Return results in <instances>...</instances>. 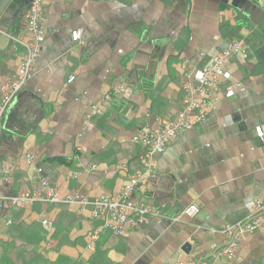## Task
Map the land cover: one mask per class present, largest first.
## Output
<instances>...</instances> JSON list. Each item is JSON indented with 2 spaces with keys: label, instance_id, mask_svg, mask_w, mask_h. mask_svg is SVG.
Instances as JSON below:
<instances>
[{
  "label": "crops",
  "instance_id": "crops-1",
  "mask_svg": "<svg viewBox=\"0 0 264 264\" xmlns=\"http://www.w3.org/2000/svg\"><path fill=\"white\" fill-rule=\"evenodd\" d=\"M30 2L0 0V96L30 35ZM43 15L40 55L0 133V167L10 169L0 176V197L38 190L42 178L63 195L116 192L145 167L133 135L183 107V73H196L236 39L246 42L248 56H231L211 93L218 99L209 121L180 132L136 192L161 215L114 234L78 204L7 203L0 208V264H179L189 256L264 264V219L239 238L232 257L212 254L214 244L228 241L213 230L264 202V133L256 132H264V0H46ZM125 82L130 95L93 113L104 92ZM191 204L199 208L193 217L184 213Z\"/></svg>",
  "mask_w": 264,
  "mask_h": 264
},
{
  "label": "built area",
  "instance_id": "built-area-1",
  "mask_svg": "<svg viewBox=\"0 0 264 264\" xmlns=\"http://www.w3.org/2000/svg\"><path fill=\"white\" fill-rule=\"evenodd\" d=\"M46 0H31L26 13V31L29 37L21 41L24 51L15 74L1 87L0 96V133L4 127L7 110L16 100L27 80L32 76L34 65L40 55L42 44L46 38L44 24L43 5ZM81 36L80 30L72 33L74 40ZM248 47L243 39L234 40L225 50L213 55L209 62L196 73L187 70L183 73L182 87L186 92L183 107L177 112H168L158 119V127L146 125L140 128L132 137V140L140 146V158L144 169L131 174L125 184L116 192L102 193L92 198L76 194L63 195L58 185L50 180L42 178L41 188L33 192H19L10 197H0V208L10 203L14 206H31L37 200L48 203L65 202L78 204L79 212L89 208L91 216L100 219L103 227L114 234H127L129 231L140 227L151 216L161 215L160 211L148 200L135 197L136 192L145 184L148 177L155 172L158 157L178 137L180 132L192 129L209 121V113L213 101L217 96L211 97L212 92L220 89V74L232 55L241 54L248 56ZM75 75L69 77L72 82ZM133 90L125 83H120L103 93L101 103L93 106V113L103 112L105 105L114 96H128ZM258 135L263 136V128L256 127ZM28 161L34 160V155L26 153ZM96 168L92 164L85 171ZM39 168V172H41ZM10 169L6 166L0 167V176H9ZM264 202H255L252 213L244 219L224 225L214 232H222L227 235L228 241L223 245H213V256L218 258L232 257L238 248V241L245 233L253 232L261 227L264 219ZM199 208L191 204L184 209V213L190 217L195 216ZM42 225L46 231L53 229V222L42 218ZM179 264H208L205 260L189 258L182 260Z\"/></svg>",
  "mask_w": 264,
  "mask_h": 264
},
{
  "label": "trees",
  "instance_id": "trees-1",
  "mask_svg": "<svg viewBox=\"0 0 264 264\" xmlns=\"http://www.w3.org/2000/svg\"><path fill=\"white\" fill-rule=\"evenodd\" d=\"M125 84H127L128 86H130L128 83H126L125 82ZM130 88L132 89V87L130 86ZM115 98H123V97H116V96H114V97H112L111 99H110V101L109 102H107V104L105 105V108H104V110H103V112L102 113H100L99 115H102L103 113H105V111L107 110V106L115 99ZM2 131V130H1ZM90 166V165H89ZM89 166H87V167H89ZM102 227H103V224H102ZM104 228V227H103ZM106 229V228H105Z\"/></svg>",
  "mask_w": 264,
  "mask_h": 264
}]
</instances>
